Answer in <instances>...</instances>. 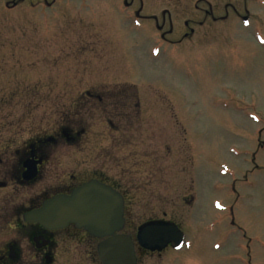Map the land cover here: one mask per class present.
I'll list each match as a JSON object with an SVG mask.
<instances>
[{
  "label": "rangeland",
  "instance_id": "1",
  "mask_svg": "<svg viewBox=\"0 0 264 264\" xmlns=\"http://www.w3.org/2000/svg\"><path fill=\"white\" fill-rule=\"evenodd\" d=\"M195 1L146 0V11L170 9L181 23ZM92 3L12 11L0 3V125L16 122L13 108L26 102L37 120L52 108L73 121L85 92H136L157 103L139 115L159 125V172L134 213L176 224L185 245L144 264H264V0L252 10L253 30L210 25L173 49H154L153 28L120 25L110 3ZM57 75L64 96L42 97L44 80ZM129 116L136 125L135 108ZM97 147L103 155L108 144ZM83 159L89 172L91 157ZM150 172L137 158L112 168L139 188Z\"/></svg>",
  "mask_w": 264,
  "mask_h": 264
},
{
  "label": "flooded vegetation",
  "instance_id": "2",
  "mask_svg": "<svg viewBox=\"0 0 264 264\" xmlns=\"http://www.w3.org/2000/svg\"><path fill=\"white\" fill-rule=\"evenodd\" d=\"M84 1L0 0V3H3L4 10L12 11L23 5L30 9L41 6L52 10L61 4ZM91 2L110 3L111 14L117 17L120 25L134 27L143 34L148 27L153 28L157 35L154 49H173L188 46L195 36L206 33L210 25H219L223 31L235 27L253 30L256 24L252 10L260 0H217L215 6L208 0H196L190 14L181 23L170 9H163L159 15L148 14L146 0ZM48 71L46 68V74ZM47 79L42 83L45 89L42 92L46 93L40 96H64L58 75ZM13 96L17 97L16 93ZM139 97L136 92L109 91L100 95L85 92V101L78 99L74 103L78 111L73 121H65L62 110L52 108L50 111L45 109L37 120L30 102L24 107L13 108L20 111L21 116L10 125H0V264H100L98 245L110 236L96 238L74 224L49 228L27 219L46 202L58 196H69L90 181L110 187L122 198V225L114 235L131 238L135 264H144L153 257L160 258L171 249L168 246L162 251L150 252L141 249L136 242L140 226L159 221H140L141 218L134 213L139 192L154 191L151 183L159 172L160 162L159 125H143L139 115L143 105V111H154L157 103ZM132 108L138 115L136 125L130 123ZM81 109L86 110V116L81 115ZM103 141L108 147L102 155L97 146ZM120 146L124 155L117 157L116 150L120 151ZM83 157H91L89 172ZM135 158L151 169L140 188L129 184L124 173L115 174L116 177L112 174L114 165L122 167Z\"/></svg>",
  "mask_w": 264,
  "mask_h": 264
},
{
  "label": "water",
  "instance_id": "3",
  "mask_svg": "<svg viewBox=\"0 0 264 264\" xmlns=\"http://www.w3.org/2000/svg\"><path fill=\"white\" fill-rule=\"evenodd\" d=\"M122 198L110 187L90 181L69 196H58L31 213L28 220L49 228L74 224L96 238L110 236L98 245L101 264H135L134 246L127 236H115L122 225ZM183 234L171 223L151 222L136 234L140 248L153 252L168 246L178 249Z\"/></svg>",
  "mask_w": 264,
  "mask_h": 264
}]
</instances>
